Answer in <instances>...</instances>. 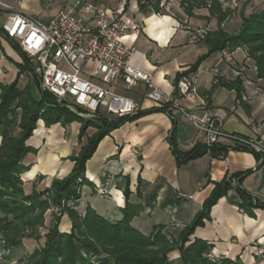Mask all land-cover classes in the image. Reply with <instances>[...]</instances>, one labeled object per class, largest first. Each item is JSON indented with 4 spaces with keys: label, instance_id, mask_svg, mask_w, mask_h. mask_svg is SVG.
I'll use <instances>...</instances> for the list:
<instances>
[{
    "label": "crops",
    "instance_id": "0c3cea01",
    "mask_svg": "<svg viewBox=\"0 0 264 264\" xmlns=\"http://www.w3.org/2000/svg\"><path fill=\"white\" fill-rule=\"evenodd\" d=\"M1 1L47 24L61 8L78 0ZM79 1L77 13L87 22H90V15L83 11V6L88 1H94L109 11L121 7L126 22L139 24L140 29L128 35L124 42L137 49L133 63L151 72L153 82L166 93L174 92L172 81L177 74L187 71L200 56L208 52L205 34L198 30L205 28L214 31L218 28L217 18L209 19L208 8H195L190 16L179 0H160L159 11L150 4L142 7L138 0H125L124 5L121 4L122 0ZM221 1L224 9L235 8L222 26L225 31L236 33L242 23L241 7L247 3L246 13H250L254 2ZM5 14L6 10L0 7V21ZM229 53L230 59H221L222 53L219 51L202 62L198 69L200 98H183L181 103L197 110L207 106L223 120L227 130L264 142V80L257 76L255 62L248 57L247 50L239 47ZM21 60L11 42L1 38L0 82L9 84L16 78L18 68L15 62ZM215 67L218 78L224 82L241 79L244 91L240 98L235 89L223 84L215 85L212 70ZM114 89L139 101L140 109L100 141L86 164V177L94 185H103L112 198L101 197L96 194L95 187L85 186L80 200L84 206L88 204L84 198L89 196L96 200L89 203L106 217L121 219L128 186L129 201L143 206V210L132 220L135 227L149 233L163 225L166 233L178 235L202 209L204 201L213 191L214 183L225 177L252 170L245 176L242 185L255 198L264 201V160L259 163L256 153L230 150L224 158H213L207 153L178 164L172 141L179 151L186 152L202 143L203 134L178 109H172L171 115L154 111L137 116L142 111L161 107L144 98L151 89L146 83H138L128 89L118 82ZM80 127L78 121L51 126H47L43 119L38 121L33 137L28 141L37 152L28 154L24 160L26 165H30L29 170L22 174L26 193L34 188L45 189L53 178H63L72 171L74 162L69 157L80 150L77 147ZM87 132L91 135L94 129L90 127ZM38 176L42 178L37 180ZM238 199L235 189L221 197L211 209V218L205 219L204 225L198 226L191 238L210 243L215 258L240 259L244 264H264V256L257 253L254 244H264V208H255L254 216H250L234 202Z\"/></svg>",
    "mask_w": 264,
    "mask_h": 264
},
{
    "label": "trees",
    "instance_id": "16d2710c",
    "mask_svg": "<svg viewBox=\"0 0 264 264\" xmlns=\"http://www.w3.org/2000/svg\"><path fill=\"white\" fill-rule=\"evenodd\" d=\"M138 1L142 7L150 4L156 11L160 10V0ZM179 1L190 16L194 14L195 8H208L209 19L216 17L218 28L214 31L207 30L204 42L208 52L200 56L187 71L177 74L173 80L174 85L183 76L197 72L202 62L211 54L225 49L234 51L239 47L247 50L248 57L255 62L257 76L264 80V8L247 14L245 3L240 10V29L236 33H229L224 30L222 24L232 16L235 8L224 9L221 0ZM3 37L12 43L22 60L15 62L18 68L16 78L9 84L0 82V232L7 249L21 244L27 228L31 229L29 237L45 238L44 244L19 264H244L240 259H218L210 256L212 245L206 240L191 237L198 226L204 225L205 219L211 218L212 207L232 189H235L239 196L234 202L250 216H254L255 208H264V201L255 198L242 185L243 179L252 170L236 173L215 182L213 191L204 201L202 209L178 235L166 233L163 225L155 227L149 233L135 227L132 220L143 210V206L129 201L128 186L125 189L126 204L121 209V219L111 220L90 203L79 209L83 196L81 188L94 187L92 181L86 177L87 161L95 153L100 141L125 123L129 115L111 117L101 114L92 119L78 116L59 103L54 95L41 88L40 78L32 66L30 57L0 26V39ZM21 76L29 79L24 85L20 84ZM31 79L39 86V97L32 92ZM219 84L235 89L239 98L244 91L240 78L231 82L218 78L215 85ZM18 108L22 110L19 115ZM154 111L172 114L169 105H161L149 111H142L137 116ZM40 119H43L47 126L80 122L79 142H82L90 127L94 132L86 137L79 153L70 157L74 162L70 174L64 178H54L49 188H34L31 193H26L21 175L30 168V165L25 164V158L31 152H37L28 141ZM17 122L20 128L18 134L14 131ZM172 143L178 164L207 153L213 158H224L230 150L251 151L258 155L259 160L262 158L261 154L238 144L223 143L209 148L203 143H198L192 149L181 152L175 147V142ZM54 208L58 211H53L48 230L45 235H41L38 229L45 227V213ZM65 212L71 220L69 232L59 229ZM174 252L178 253L177 259H172Z\"/></svg>",
    "mask_w": 264,
    "mask_h": 264
},
{
    "label": "built area",
    "instance_id": "2783aa9c",
    "mask_svg": "<svg viewBox=\"0 0 264 264\" xmlns=\"http://www.w3.org/2000/svg\"><path fill=\"white\" fill-rule=\"evenodd\" d=\"M79 4L78 0L66 5L44 24L0 0V7L6 10L0 26L30 57L33 67L34 61L38 62V69H34L43 90L82 118H98L101 114L122 117L137 113L140 103L118 93L114 86L122 82L129 89L138 83H146L151 89L144 98L180 110L203 134L202 143L207 147L223 143L247 146L262 155L259 163L264 160L262 140L227 130L223 120L206 105L197 110L181 103L183 98H200L199 71L185 75L173 84V93L164 92L153 82L151 72L133 63L136 47L124 42L128 35L140 29L139 24L126 22L121 7L109 11L94 1L83 6V11L90 15V22H87L77 13ZM121 4L126 1L122 0ZM198 32L206 34L207 30L201 28ZM221 53V59L231 58L227 49ZM212 70L216 83L218 69ZM97 187L99 196L112 198L103 185ZM254 244L257 253L264 256V244Z\"/></svg>",
    "mask_w": 264,
    "mask_h": 264
},
{
    "label": "rangeland",
    "instance_id": "374dc122",
    "mask_svg": "<svg viewBox=\"0 0 264 264\" xmlns=\"http://www.w3.org/2000/svg\"><path fill=\"white\" fill-rule=\"evenodd\" d=\"M254 2V7H252V10L251 12L253 11H259L261 9L264 8V0H253ZM250 8V7H249ZM248 9V8H246ZM250 12V13H251ZM250 13H247V14H250ZM1 23H2V20H1ZM3 39H5L6 41L10 42L8 39H6L5 37H3ZM12 45V43H11ZM13 46V45H12ZM14 48V46H13ZM15 49V48H14ZM15 51L17 52V50L15 49ZM18 53V52H17ZM19 54V53H18ZM20 55V54H19ZM34 67L35 69H38L39 67V64L37 61H34ZM22 78V77H21ZM24 78V77H23ZM28 78H25V79H21V82L20 84L21 85H24L28 82ZM32 80V79H31ZM32 92L33 94L36 96V97H39L40 95V89H39V86L38 84L32 80ZM21 109L18 108L17 109V113L18 115L21 113ZM17 124V128H15V133L18 134L20 132V128H18V122L16 123ZM92 135V134H91ZM88 136V132L86 134V136L84 137L85 140H82V142H79V145L77 147H80L83 145V143L86 142V137ZM90 136V135H89ZM33 137V136H32ZM31 137V138H32ZM30 138V139H31ZM29 139V140H30ZM33 145H35L33 142L31 143ZM81 144V145H80ZM80 151V150H79ZM33 154H35V152H31ZM79 153V152H78ZM73 156V155H72ZM71 157V156H70ZM69 157V159H70ZM28 171V170H27ZM26 171V172H27ZM25 173V172H24ZM71 173V172H70ZM69 173V174H70ZM22 177V175H21ZM66 177V176H65ZM42 178V176H38L37 177V180ZM56 178V177H55ZM58 178V177H57ZM64 178V177H63ZM54 179V178H53ZM23 180V178H22ZM53 181V180H52ZM52 181L50 183V185L47 187L49 188L52 184ZM24 180H23V187H24ZM100 185V184H98ZM98 185H94L95 187V190H96V194H98V191H97V186ZM37 189V188H36ZM46 189V188H45ZM38 190H44V189H38ZM83 191V188H81L80 192L81 194L83 195L82 193ZM32 192V191H31ZM30 192V193H31ZM99 195V194H98ZM86 202H96V200L94 198H89V196L85 197L84 198ZM98 201V200H97ZM101 201V200H100ZM81 204L78 206L79 209L85 207L84 204H82V202H80ZM98 204V203H97ZM54 212H57V208H54L53 210L52 209H49L48 211H46L45 213V227H40L38 229L39 233L41 235H45V233L47 232L48 230V227L51 223V219H52V213ZM59 229L63 232H69L71 230V220L69 218V215L67 214V212H65L61 218V222H60V225H59ZM31 233V229L27 228L25 230V237L22 238V242L20 245L16 246V247H13L11 249H7L5 247V242L3 240V234L0 232V264H19L20 261L22 260H25L37 247L39 246H42L44 244V241H45V238L44 236L41 238V239H36L35 236H32V237H29L28 235ZM170 234V233H168ZM210 256H213V255H210ZM209 256V257H210ZM178 258V253L177 252H174L172 254V259H177ZM176 262L179 263V260H177Z\"/></svg>",
    "mask_w": 264,
    "mask_h": 264
}]
</instances>
